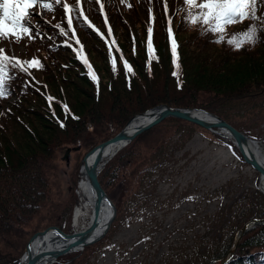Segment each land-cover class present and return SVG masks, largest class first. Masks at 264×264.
<instances>
[{"label": "trees", "instance_id": "trees-1", "mask_svg": "<svg viewBox=\"0 0 264 264\" xmlns=\"http://www.w3.org/2000/svg\"><path fill=\"white\" fill-rule=\"evenodd\" d=\"M102 1L114 31L113 44L106 43L109 34L96 0H84L80 12L83 9L89 14L103 30L105 38L83 25L75 5L73 10L75 27L80 30L98 74L96 81L86 74L68 49L57 45L55 39H59L60 34L51 24L36 20L42 25L38 35L33 30L31 35L23 34L19 41L12 38L20 44L26 42L27 56L23 60L31 63L23 64L26 71L22 72L12 68L13 61H5L6 94L0 96V233L35 219L48 199V163L53 160L57 149L78 144L82 134L93 123L108 125L109 132L104 142L121 132L135 115L167 105L209 111L241 130L231 122L226 106L264 92V23L258 27L255 43H245L236 50L228 41L234 38V34L248 30L255 21L244 20L227 25L221 35L208 32L200 23L188 22L186 12L179 9H190L194 14L198 9L184 4V0ZM54 7L56 10L49 12L53 20L49 17L48 21L58 22L61 28L66 29L62 11L59 6ZM259 14L264 15V6ZM169 20L171 24L168 27ZM6 25L10 27L8 22ZM149 26L153 29L150 71ZM173 40L175 61L171 53ZM217 40L222 42H215ZM5 56L9 57V52ZM125 60L134 75L126 73ZM77 81L79 85L72 87ZM200 92L210 94L216 100L220 98L222 102L201 103ZM168 122L186 121L169 118ZM242 132L255 139L250 131L243 129ZM142 136L102 169L99 180L107 193L111 176L115 178L122 168L134 161ZM232 146L235 147L234 144ZM164 150L165 145H162L156 153ZM257 192L259 198L245 207L241 216L226 222L227 228L221 230L216 240L213 239L210 248L201 254L198 264L220 261L232 248L238 231L245 223L254 218H264L263 193L259 189ZM117 210L120 215L121 209L118 207ZM70 214L64 213L65 218L70 220ZM55 226L67 231L63 224ZM39 231H42L40 226L32 236ZM28 242H24V248ZM105 245L99 242L76 254L80 256L94 248L100 251ZM5 259L0 261L1 264L15 261L14 256ZM226 264H264V225L256 226L245 234L235 255Z\"/></svg>", "mask_w": 264, "mask_h": 264}, {"label": "rangeland", "instance_id": "rangeland-1", "mask_svg": "<svg viewBox=\"0 0 264 264\" xmlns=\"http://www.w3.org/2000/svg\"><path fill=\"white\" fill-rule=\"evenodd\" d=\"M64 3L73 10L75 5L83 25L105 38L103 30L89 14L83 9L80 12L84 0H64ZM96 3L109 34L106 43L113 44L114 31L106 6L102 0H96ZM61 11L67 24L69 13ZM74 16L71 28L67 25L63 28L67 35L62 34L61 26L56 27L58 22L48 21L51 19L48 11L35 17L33 23L39 25V30L42 25L36 20L56 27L60 34L59 39H55L57 45L68 49L86 74L92 79L94 76L96 81V68L80 30L75 27ZM0 49H4L3 55L9 52V57H15L21 66L27 56L26 42L20 44L12 38L0 39ZM84 61H87V67ZM78 85L77 81L72 87ZM199 98L205 104L221 101L203 92ZM226 108L231 122L240 131H250L264 156V92L232 102ZM168 120L141 135L134 161L122 168L115 178L109 179L106 193L114 200L116 208L121 209V214L117 210L109 233L100 241L106 245L100 251L94 248L80 256L75 252L60 257L53 264L71 261H76L75 264H198L213 239L227 228L226 222L241 216L245 207L259 198L258 189L264 197L260 174L244 162L239 150L232 146V140L187 122ZM108 132V125L93 123L78 144L57 149L46 167L48 199L35 219L21 226L23 229L17 225L0 233L1 262L10 256L15 257L11 264L21 259L25 252L24 242L32 238L38 226L43 231L60 223L67 226V233L74 231L72 217L69 220L64 213L69 216L71 212L72 216L78 201L76 188L82 160ZM162 145H165L164 152L156 153ZM158 157L162 159L157 160ZM93 252L96 253L91 255Z\"/></svg>", "mask_w": 264, "mask_h": 264}, {"label": "water", "instance_id": "water-1", "mask_svg": "<svg viewBox=\"0 0 264 264\" xmlns=\"http://www.w3.org/2000/svg\"><path fill=\"white\" fill-rule=\"evenodd\" d=\"M159 109V113L154 117L153 121L150 123L143 125L142 127L138 128L136 131L132 132L129 130V126L131 122L140 116H144V114H139L133 117L129 123L119 132L116 136L100 143L92 150H90L82 160V168L86 171V176L88 181L91 185V188L95 194L96 200V208H95V220L93 224L85 231L79 233L69 234L64 232L58 226H50L43 231L37 232L32 236L25 247L24 256L27 257L26 264H37L41 257H47L45 254L42 253L39 255L32 254V244L37 238L47 235L51 231H55L58 235H60L64 239H74L72 246L66 248L61 251H53L49 254V257L53 258V262H56L57 259L63 257L65 254L69 252L71 249L80 248V251L84 250V248L94 245L101 240H103L107 234L109 233L116 217H117V208L114 202L106 193L105 189L103 188L100 180L99 175L101 173L102 168L110 161H104L107 155V150L110 146L121 143V146H126L131 142L135 141L139 136L143 135L144 133L150 131L154 127L163 123L166 119L169 118H176L186 122H190L195 124L205 130L212 131L215 134H218V131L224 133V135L231 139L234 144L239 149L241 156L246 164H248L252 169L257 171L261 177L264 178V165H262L259 160L257 159V146L255 145L254 141L250 139L247 135H245L242 131L235 128L233 125L225 121L224 119L220 118L219 116L208 112L203 109H182V108H172L167 105H162L156 107L152 110ZM195 112H202L206 115L211 116L213 119H203ZM258 150V149H257ZM70 153V149L67 150V155ZM96 154V158L92 165L88 164V160L91 156ZM262 191L264 192V183L262 184ZM106 202L112 209L113 213L111 215L109 224L107 225L106 232L98 239H93L94 233L100 226L101 217H102V204ZM264 225V218H254L247 223L238 231L236 238L234 240L232 248L227 252V254L222 258L220 261L214 262L212 264H226L236 253L238 246L245 236V234L256 226ZM105 236V237H104ZM21 257V259H22Z\"/></svg>", "mask_w": 264, "mask_h": 264}, {"label": "snow or ice", "instance_id": "snow-or-ice-1", "mask_svg": "<svg viewBox=\"0 0 264 264\" xmlns=\"http://www.w3.org/2000/svg\"><path fill=\"white\" fill-rule=\"evenodd\" d=\"M184 4L197 8L198 11L194 14L190 9H179L186 12V20L191 23H200L206 26V30L210 33L223 34L227 25L242 22L244 20L255 21L251 24L249 29L242 33L234 34V38L228 41L233 45L236 50H239L245 43H255L257 40V30L260 24L264 23V15L259 14V10L264 6V0H184ZM54 6H60L61 10L69 13L67 16V26L71 28L73 24V12L72 8L64 3V0H0V39L15 38L19 41L23 34L31 35L33 29L36 30V34H39V25L33 23L34 18L41 16L43 11L54 12L56 9ZM32 9V11H30ZM165 11H167V5H165ZM6 22L10 24V27H6ZM171 20H169V25ZM60 28V25H56ZM62 34L67 35L64 29H60ZM148 66L150 71V65L152 60V33L151 26L148 27ZM171 28H169V32ZM19 33V34H18ZM35 38V37H33ZM171 38V37H170ZM217 43L222 40L215 41ZM171 48L172 58L176 59V47L174 40ZM4 49H0V96L6 94L5 89V61H13L12 68L19 71H26L21 66V62H16L15 57H8L3 55ZM23 64H30V61H23ZM87 67V61H84ZM124 67L126 73L134 75L133 70L129 63L125 60ZM177 69L179 65H176ZM113 71H116L115 63L113 62ZM93 79L95 77L93 76ZM51 99V97H49ZM67 106H65V115ZM64 126L63 123L60 125Z\"/></svg>", "mask_w": 264, "mask_h": 264}, {"label": "bare ground", "instance_id": "bare-ground-1", "mask_svg": "<svg viewBox=\"0 0 264 264\" xmlns=\"http://www.w3.org/2000/svg\"><path fill=\"white\" fill-rule=\"evenodd\" d=\"M158 113H159V109L150 110L148 113L144 114V116L135 118L131 122L129 126V130L134 132L143 125L150 123L151 121H153L154 117ZM195 113L198 114L203 119H208V120L213 119L211 118V116L206 115L202 112H195ZM221 134L224 133L218 131V135ZM126 146H121V143H117L110 146L107 150V155L104 161L106 162L113 159L115 155L118 154L120 151H122ZM257 149H256L257 159L262 165H264V156H262V154ZM95 158H96V154H94L89 158L88 164L92 165ZM79 175H80L79 181L76 188V195L78 197V201L74 208V212L72 215V223H71L74 231L70 234L79 233L87 230L88 228H90V226L93 224L95 220V208H96L95 194L86 176V171L84 168H82V164L79 169ZM260 179H261V189H262L264 178L260 176ZM112 213L113 211L111 207L106 202H104L102 204V217H101L100 226L97 229V231L94 233L93 239L100 238L106 232L107 225L109 224ZM74 241H75L74 239H64L60 235H58L55 231H51L47 235L39 237L37 238V240L33 242L32 254L39 255L42 253H46L45 255L47 257L44 256L41 257L37 264H52L53 258L49 257V254H51L53 251H61L66 248H69L70 246H72ZM78 251H80V248L71 249L64 256ZM26 261H27V257L24 256L22 257V259H19L15 264H26Z\"/></svg>", "mask_w": 264, "mask_h": 264}]
</instances>
